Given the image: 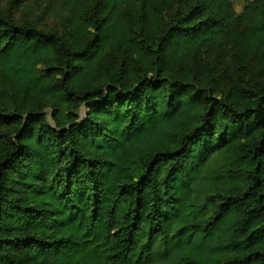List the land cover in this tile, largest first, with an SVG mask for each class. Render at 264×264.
I'll use <instances>...</instances> for the list:
<instances>
[{
	"label": "trees",
	"instance_id": "1",
	"mask_svg": "<svg viewBox=\"0 0 264 264\" xmlns=\"http://www.w3.org/2000/svg\"><path fill=\"white\" fill-rule=\"evenodd\" d=\"M0 264H264V0H0Z\"/></svg>",
	"mask_w": 264,
	"mask_h": 264
},
{
	"label": "rangeland",
	"instance_id": "2",
	"mask_svg": "<svg viewBox=\"0 0 264 264\" xmlns=\"http://www.w3.org/2000/svg\"><path fill=\"white\" fill-rule=\"evenodd\" d=\"M243 0H235V3H236V10L237 11H240V4L242 3ZM84 114H85V109L84 108H81L80 111H79V116L80 118H83L84 117ZM46 115H47V120L48 122L51 124V118H50V115H51V111L47 110L46 111Z\"/></svg>",
	"mask_w": 264,
	"mask_h": 264
}]
</instances>
